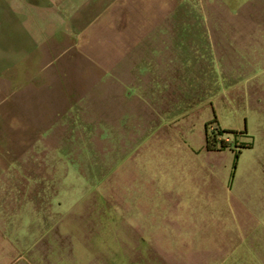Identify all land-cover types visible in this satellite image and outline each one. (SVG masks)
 I'll return each instance as SVG.
<instances>
[{
  "label": "rangeland",
  "instance_id": "1",
  "mask_svg": "<svg viewBox=\"0 0 264 264\" xmlns=\"http://www.w3.org/2000/svg\"><path fill=\"white\" fill-rule=\"evenodd\" d=\"M245 1L250 0H214L215 10L221 13L227 6L239 12ZM165 4L170 11L172 3ZM149 5L157 9L154 1ZM66 6L72 8L74 2ZM203 11L207 13L206 7ZM35 36L40 40L42 33ZM63 55V50L24 52L21 64L3 74L17 78L22 107L16 129L13 120L9 123L13 115L2 116L7 130L0 132V140L11 158L0 162V168L23 174V192L5 211L7 242L1 264L159 263L143 259V249L149 256L155 249L173 256L184 252V264L212 258L217 260L211 264H222L223 257L239 259L247 253L252 260L242 264H264V125L252 111L229 113L226 103L217 107L210 120L218 116L221 129L209 125V133L229 130L222 128L230 120L237 125L229 131L236 133L223 134L230 139L226 151L206 156L207 119H198L194 111L180 123L169 116L163 127H152L155 123L148 121L157 113L152 96L138 87L121 102L123 111L117 115L111 110L110 83H103L101 98L96 93L95 65H79ZM190 57L191 47H184L183 59ZM3 97L0 111L12 98ZM248 144L251 148H240ZM110 186L121 191L118 198L146 207H134L128 220L107 218L110 211L105 212L100 222L96 190ZM220 186L226 188V205L216 208L212 201L220 197L219 190L213 194ZM243 186L259 191V209H236L231 203L234 191ZM131 188L137 192L127 193ZM143 227L163 240L132 241V233ZM222 234L226 242L220 241ZM252 236L261 242H250Z\"/></svg>",
  "mask_w": 264,
  "mask_h": 264
},
{
  "label": "crops",
  "instance_id": "2",
  "mask_svg": "<svg viewBox=\"0 0 264 264\" xmlns=\"http://www.w3.org/2000/svg\"><path fill=\"white\" fill-rule=\"evenodd\" d=\"M152 1L157 5L156 10H151ZM169 1L170 11L165 10L166 0H0V98L12 97L9 106L0 111V132L7 130L2 121L5 114L13 115L9 123L13 120L16 129V116L22 107L17 78L8 79L3 74L8 67L21 64L24 52L37 49H44L48 55L49 51L63 50V57L70 55L71 59L79 60V65H95L96 93L101 98L103 83H110L111 110L117 115L123 111L121 102L127 100L131 89L138 87L139 91L151 95L157 112L148 121L155 123L152 127H163L164 121L171 119L169 116L175 124L180 123L185 115L195 111L198 119L200 116L207 119L204 121L206 142L207 124L220 128L222 123L218 116L212 120L210 117L225 103L226 109H232L229 113L251 110L264 125V76L261 75L264 72V0L245 1L242 10L234 13L227 6L221 13L215 10L214 0H207V4L205 0H191L195 3L190 6L188 0ZM68 2H74V6L69 8ZM205 14H208L206 26L202 24ZM39 33H42L40 40L35 36ZM184 47H191L192 60L183 59ZM235 106L238 110H234ZM228 123L222 129L231 130L237 125L231 120ZM202 150L206 156H213L227 149L208 151L205 144ZM7 157L11 158V152L6 142L0 140V162ZM22 178L17 169L0 168V264L6 254L5 211L22 194ZM117 188L96 190L100 195L96 200V203L100 200L101 207L96 214L100 222L105 212L110 211L107 218L121 215L128 220L133 216L129 211L134 207H146L130 204L129 198H118L121 191ZM218 190L220 197L212 201L216 208L226 205V188L220 186L213 197ZM136 192L135 188L127 191ZM258 193L254 188L239 187L231 203L236 209L257 210L261 204ZM222 235L220 241L226 242V234ZM131 240L148 243L162 241L163 237H156L143 227L138 233H132ZM249 240L261 242L256 236ZM257 249L254 244L255 254ZM157 251L149 256L143 249V259L158 264H184V252L177 251L173 256ZM234 257H223L221 263L242 264L252 260L249 253L239 256L240 260ZM215 260L212 258L207 263Z\"/></svg>",
  "mask_w": 264,
  "mask_h": 264
},
{
  "label": "trees",
  "instance_id": "3",
  "mask_svg": "<svg viewBox=\"0 0 264 264\" xmlns=\"http://www.w3.org/2000/svg\"><path fill=\"white\" fill-rule=\"evenodd\" d=\"M224 133H236L234 131L223 130L209 133V124H207V141H206V149L208 151H223L229 148V140L226 141L224 139H219V137L223 136ZM252 144L242 145L240 148H251Z\"/></svg>",
  "mask_w": 264,
  "mask_h": 264
}]
</instances>
